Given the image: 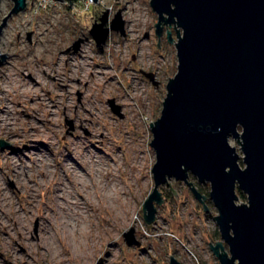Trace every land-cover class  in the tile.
<instances>
[{
	"label": "rangeland",
	"instance_id": "obj_1",
	"mask_svg": "<svg viewBox=\"0 0 264 264\" xmlns=\"http://www.w3.org/2000/svg\"><path fill=\"white\" fill-rule=\"evenodd\" d=\"M149 1L25 0L8 18L0 36V139L11 146L0 147V264H170V256L219 264L209 247L222 241L216 209L210 202L204 212L186 183L169 179L154 221L142 217L154 188L149 123L177 69L174 43L165 42L174 30L164 26L158 41ZM13 3L0 0V24ZM119 11L125 34L110 30L97 48L89 29ZM170 186L176 195L166 194ZM72 215L74 232L62 224ZM130 230L139 245L126 244Z\"/></svg>",
	"mask_w": 264,
	"mask_h": 264
},
{
	"label": "water",
	"instance_id": "obj_2",
	"mask_svg": "<svg viewBox=\"0 0 264 264\" xmlns=\"http://www.w3.org/2000/svg\"><path fill=\"white\" fill-rule=\"evenodd\" d=\"M13 2L0 36L11 14L26 6L25 0ZM149 6L157 15L158 41L164 26L174 30L173 37L166 29V40L174 43L177 69L165 84L160 115L149 123L154 188L142 217L147 225L154 221L155 205L165 199L159 187L169 179L184 182L204 212L207 200L216 209L222 241L209 247L219 264H264V0H150ZM107 23L104 13L88 31L97 48L110 30L125 34L120 11ZM6 57L0 54V66ZM108 103L120 115L114 99ZM4 146L10 144L0 139ZM191 176L208 185V196ZM236 190L245 202L238 203ZM132 233H124L126 244L139 245ZM169 260L181 264L174 256Z\"/></svg>",
	"mask_w": 264,
	"mask_h": 264
},
{
	"label": "bare ground",
	"instance_id": "obj_3",
	"mask_svg": "<svg viewBox=\"0 0 264 264\" xmlns=\"http://www.w3.org/2000/svg\"><path fill=\"white\" fill-rule=\"evenodd\" d=\"M68 159H69V161L71 160L73 163H76L77 164V162H76V160H75V158H74V156L72 155V154H68ZM95 161V160H94ZM96 162V170H95V172H96V179H97V181L99 182V183H101L100 181H101V179L104 177V175L102 174V170H101V164L96 160L95 161ZM70 169H73V167L72 166H70ZM75 174V173H74ZM105 175H107V172L105 173ZM79 180H80V184H79V186H81L82 187V185H81V183H82V176H79ZM109 179H104V181H105V183L104 182H102V183H104V185H103V187L104 188H108L107 186H106V183H107V181H108ZM108 185H110V184H108ZM113 191H117V189H113ZM65 192V188H63V187H61V189L60 190H58V195L59 196H62V194ZM108 194V193H107ZM109 194H110V190H109ZM73 203H75V202H73ZM74 215H76V214H74ZM69 220L71 221V223H65L66 221H64V223H62V224H64L65 226H66V228L67 229H69L71 232L73 231L74 232V230H76V228L78 227V225H77V223L78 222H76V220L74 219V217H73V215L72 216H70L69 217ZM69 231V232H70Z\"/></svg>",
	"mask_w": 264,
	"mask_h": 264
},
{
	"label": "trees",
	"instance_id": "obj_4",
	"mask_svg": "<svg viewBox=\"0 0 264 264\" xmlns=\"http://www.w3.org/2000/svg\"><path fill=\"white\" fill-rule=\"evenodd\" d=\"M165 42L168 43V41H167L166 39H165ZM233 141H234V140H233ZM189 180H192V181L195 183L196 189H197V191H198L199 193L204 194V195H206V196L209 195V193H208V191H209V187H208L207 184H204V183L199 184L198 182L195 181V179H194L192 176L190 177ZM236 192L238 193L239 200H240V201H245V195H244L242 192L238 191V190H236ZM166 194H167V195H170V194L173 195V194L170 193V192H167ZM206 203L209 204L210 201L207 200ZM216 232H217V231H216Z\"/></svg>",
	"mask_w": 264,
	"mask_h": 264
}]
</instances>
